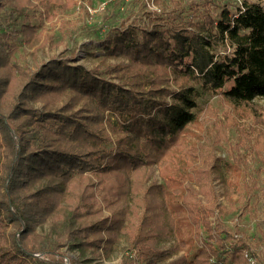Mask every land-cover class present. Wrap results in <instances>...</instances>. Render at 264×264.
Returning <instances> with one entry per match:
<instances>
[{
	"label": "trees",
	"instance_id": "1",
	"mask_svg": "<svg viewBox=\"0 0 264 264\" xmlns=\"http://www.w3.org/2000/svg\"><path fill=\"white\" fill-rule=\"evenodd\" d=\"M44 1L0 0V68L24 76L19 100L0 114V264H67L61 247L76 220L80 244L107 254L125 237L119 264H264V217L257 236L228 227L213 184L225 166L227 196L241 209L264 202L255 179L247 181L239 157L221 162L194 137L206 95L235 106L264 98V7L154 0L152 9L128 0L119 15L100 0L98 38L104 56L117 58L108 64L116 80L63 58L32 76L12 61L2 44L7 27L34 35L31 17L43 15ZM55 1L86 9V0ZM63 95L61 106H46ZM29 97L48 101L39 108ZM234 171L244 179L233 180ZM50 217L64 225L54 239L36 228Z\"/></svg>",
	"mask_w": 264,
	"mask_h": 264
},
{
	"label": "rangeland",
	"instance_id": "2",
	"mask_svg": "<svg viewBox=\"0 0 264 264\" xmlns=\"http://www.w3.org/2000/svg\"><path fill=\"white\" fill-rule=\"evenodd\" d=\"M105 1L106 4L110 3V6L119 15L129 12L126 7L130 5L131 1L125 0L123 3L119 1L116 4H113V0ZM105 1L86 0V9H82L78 6L79 3L76 6L67 7L59 1L45 0L41 7L43 15H40L38 11L37 16L31 17L32 22H35V34L29 36L26 30L23 32L6 26L7 33L4 35L6 39L2 40V44L6 47V52L12 61L15 64L21 63L24 73L27 71L31 76L40 69L43 62L55 57L63 58L71 64H82L87 68L99 67L100 70L109 72L108 76L120 80L115 72L108 69V64L117 58L113 55L104 56L105 51L98 38L104 31L102 24H105V21L102 9ZM219 1L226 2V0ZM233 1L236 4H241L243 0ZM248 1L258 2L264 7V0ZM148 5L152 9H158L154 0H148ZM105 58L107 59L104 60ZM8 73V70L0 68V114H8L10 108L19 100L18 94L22 88L20 83L21 80H24V76L21 75L18 76L19 79L9 78ZM7 76L8 82L3 83L2 80ZM67 98V95H63L58 100H50V103L45 105L57 108L64 104ZM26 100H28L27 105L43 108L46 99L29 97ZM202 104L201 117L195 127V139H199L201 142L207 140L214 148L215 153L222 157L221 162L231 160L235 164V160L239 157L247 181L252 183V180L255 179L257 186L254 191L257 195L260 194L261 197H264V192L261 190V187L264 186V98L258 97L249 104L235 106L221 94H209L202 99ZM224 167L222 174L227 176L228 173L225 172ZM222 174L215 177L213 184L219 200L224 202V208L227 209L224 215L225 223L232 229L238 228L241 232L249 235H259L256 219L264 217V202L256 203V206L250 205L236 209L227 196L231 189ZM157 176L160 180L158 169ZM242 176L241 171H234L230 175L235 181L243 180ZM46 183L48 182L35 181L34 186L38 188ZM196 187H198L197 184ZM240 188L243 189L239 192L245 194L244 186L242 185ZM124 203L126 204V202ZM214 218L213 216L211 219ZM59 223L56 226L50 217L44 223H38L36 228L54 239L55 233L64 229L63 223ZM82 223L83 221L80 220L74 221L70 225L73 231L72 235L63 241L61 250L66 256L67 264H119L125 252V237L107 254L100 248L80 244L83 236L78 232V227ZM241 232L240 234H242ZM173 241L174 239L169 237L163 239L161 243L168 247ZM198 242L199 239L194 240L193 246L195 247Z\"/></svg>",
	"mask_w": 264,
	"mask_h": 264
}]
</instances>
